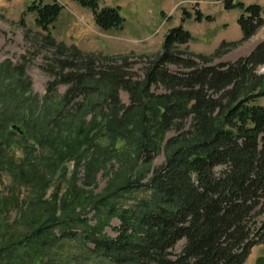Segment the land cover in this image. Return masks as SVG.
Segmentation results:
<instances>
[{
	"label": "trees",
	"instance_id": "obj_1",
	"mask_svg": "<svg viewBox=\"0 0 264 264\" xmlns=\"http://www.w3.org/2000/svg\"><path fill=\"white\" fill-rule=\"evenodd\" d=\"M72 1L90 11L99 29L123 28L120 6ZM214 1L227 11H240L239 39L221 41L204 56L186 48L193 36L178 24L163 35L157 54L138 57L144 60L139 75L131 56L82 52L57 43L50 29L64 6L56 0L31 1L26 11L34 13L35 25L46 33L32 46L51 52L43 102L55 97L60 102L46 121L0 114V172L20 185L27 170L43 166L50 173H44L35 192V202L42 204L44 181L65 160L80 161L91 148L104 150L102 137L135 140L142 164L150 163L163 144L165 159L148 176L136 169L119 180L118 175L116 185L92 197L89 207L51 211L19 237L1 241L0 264H64L57 251L61 243L74 240L85 246L87 261L93 255L108 264H243L252 248L264 242V104L254 102L264 99V77L254 70L264 65V40L234 62L214 63L264 27V8L242 0ZM194 18L202 21V12ZM2 64L5 78L12 76L21 90L28 87L24 63ZM59 84L66 86L63 94L56 92ZM86 116L92 118L85 121ZM10 122L26 131L18 133ZM12 135L22 139L21 146ZM19 148L23 155L16 153ZM93 162L89 159V167L97 168ZM119 197L126 198L118 204ZM89 210L97 223L78 229L88 223ZM112 219L119 223L113 227L115 236L104 232Z\"/></svg>",
	"mask_w": 264,
	"mask_h": 264
},
{
	"label": "rangeland",
	"instance_id": "obj_2",
	"mask_svg": "<svg viewBox=\"0 0 264 264\" xmlns=\"http://www.w3.org/2000/svg\"><path fill=\"white\" fill-rule=\"evenodd\" d=\"M31 1L0 0V67H3L2 63L8 61L13 65L24 63L23 78L28 85L21 90L13 82L12 76L13 81L0 73V114L4 113L9 118L22 117L30 121L39 116L46 121L55 115L54 110L56 105L59 106L60 100L59 97H55L43 102L46 84L51 80L44 69L51 52L47 47H38L37 50L32 46L31 42L35 38H42L46 33L35 25L34 13L26 11ZM52 1L44 0L47 3ZM56 1L64 7L54 21L53 28L50 29L52 39L66 48H78L82 52L101 53L113 57L131 56L132 70L138 75L141 74L144 61L138 57L157 54L162 45L163 35L168 29L178 24L192 33L193 39L186 48L204 56L212 54L221 41H226L223 38H235V27L240 32L236 22V14L240 11L238 9L227 11L221 2L217 3L214 0H199V2L188 0L183 5L177 3L180 0H101L102 6H120V14L125 21L122 29L114 31H104L96 27L90 11L87 8H81L75 1ZM242 1L248 4L261 1L264 3V0ZM197 11L202 12V21L195 20ZM184 12L190 13L191 17L182 19L185 16ZM206 15H209L211 19H206ZM263 40L264 27L249 40L237 45L221 58L215 59L214 63L234 62L239 57L248 55ZM255 68L256 75L264 77V65L258 64ZM251 87L252 85L249 88ZM65 89V85L59 84L56 92L63 94ZM121 96L122 101L127 104V94L122 93ZM254 102L264 104V99L258 98ZM90 118L92 117L86 116L85 121ZM10 123L26 131L25 127H21L22 124ZM167 135L172 137L174 134ZM11 137L17 139L15 141L17 146H21L22 139L13 135ZM99 144L105 151L91 148L82 160L69 158L60 164L54 175L49 177L48 182L45 180L43 183L42 204L35 202L37 200L35 192L44 173L48 172L43 166L35 165L27 170L20 185L12 181L8 174L0 172V242L19 237L30 226L41 222L43 217L49 215L51 211H56L58 214L61 210L69 212L74 209L79 210L81 207H89L92 197L101 195L105 189L116 185L118 175L119 180L127 171L136 169L148 176L149 172L162 164L165 159L163 144L160 153L148 164H142L137 160L135 153L137 144L133 139L126 140L118 137L112 141L102 137L99 139ZM17 150L16 153L23 155L22 149ZM89 159L94 161L93 166L97 168L89 167ZM134 164L136 167L133 166ZM125 198L119 197L116 201L119 204ZM86 217L89 219L88 223L78 225V229H89V225L97 223L92 210H89ZM117 225H119L118 221L112 219L110 226L104 227V232L115 236L113 227ZM263 243L252 252V258H257V264H264ZM181 245L182 242L176 246L174 252L179 251ZM84 249L85 246L79 240L67 241L61 243L57 258L62 259L64 264H108L93 255L87 261Z\"/></svg>",
	"mask_w": 264,
	"mask_h": 264
},
{
	"label": "crops",
	"instance_id": "obj_3",
	"mask_svg": "<svg viewBox=\"0 0 264 264\" xmlns=\"http://www.w3.org/2000/svg\"><path fill=\"white\" fill-rule=\"evenodd\" d=\"M181 1V0H180ZM179 1V2H180ZM256 1V0H255ZM179 2H177V3H179ZM244 2V1H243ZM176 3V4H177ZM218 3V2H217ZM245 3V2H244ZM175 4V5H176ZM246 4H248V3H246ZM258 4H260L263 8H264V3H263V1H261V2H258ZM112 6V5H111ZM230 11V10H229ZM231 11H234V10H231ZM238 13L236 14V16L238 17ZM237 17H236V19H237ZM226 24V23H225ZM240 27V26H239ZM234 34H236L235 35V38H229V37H225V38H223V40H226V41H231V40H234V39H237V38H239V37H241V35H242V32H241V29H240V32H239V30H238V28H236L235 27V29H234ZM222 40V39H221ZM264 244V243H263ZM258 246H262V244H257V246H255V247H253L252 248V250H251V256H249L247 259H246V261L243 263V264H257V258L256 257H254V258H252V252H253V250L254 249H256Z\"/></svg>",
	"mask_w": 264,
	"mask_h": 264
},
{
	"label": "water",
	"instance_id": "obj_4",
	"mask_svg": "<svg viewBox=\"0 0 264 264\" xmlns=\"http://www.w3.org/2000/svg\"><path fill=\"white\" fill-rule=\"evenodd\" d=\"M11 129L17 131L18 133H21L20 128L17 125H15V124L11 125Z\"/></svg>",
	"mask_w": 264,
	"mask_h": 264
}]
</instances>
